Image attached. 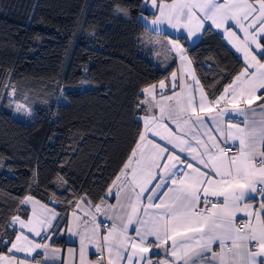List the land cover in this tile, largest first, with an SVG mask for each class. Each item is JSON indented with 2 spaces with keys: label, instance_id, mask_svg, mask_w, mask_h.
<instances>
[{
  "label": "snow or ice",
  "instance_id": "snow-or-ice-1",
  "mask_svg": "<svg viewBox=\"0 0 264 264\" xmlns=\"http://www.w3.org/2000/svg\"><path fill=\"white\" fill-rule=\"evenodd\" d=\"M141 9L159 13L150 21L140 16L157 32L167 24L184 30L185 41L207 30L205 22L211 21L243 54L244 64L223 92L209 99L194 70L185 73L191 61L180 38L169 41V52L181 62L179 74L172 71L168 83L161 79L158 86L141 90L144 98L136 108L144 112L142 127L107 192L112 196L115 188L117 203L93 205L112 224L101 236L103 221L93 215L89 228V221L74 212L76 230L66 228L79 237L80 264H90L85 248L93 243L100 253L97 264H105V250L106 264H153V249L165 252L156 264H196L193 257L203 264H264V0H143ZM189 78L192 83H186ZM9 95H15L14 88ZM22 107L17 105V111ZM238 117L243 120L233 123ZM229 141H238L235 151ZM252 194L261 197L258 209L249 203ZM20 204H31L32 215L27 221L14 216L11 223L19 224V233L0 241L8 253L0 254V262L7 264H25L13 253L33 260L41 255L38 249L47 255L43 240L52 239L51 230L59 227L60 214L45 204L37 210L39 201L32 196Z\"/></svg>",
  "mask_w": 264,
  "mask_h": 264
},
{
  "label": "trees",
  "instance_id": "trees-1",
  "mask_svg": "<svg viewBox=\"0 0 264 264\" xmlns=\"http://www.w3.org/2000/svg\"><path fill=\"white\" fill-rule=\"evenodd\" d=\"M142 3L0 0V241L14 239V216L27 218L24 197L51 205L63 226L81 197L97 203L120 172L141 128V90L172 69L155 67L141 46L140 16L151 15ZM205 28L196 43L181 42L211 99L243 61ZM7 84L32 110L30 123L1 100Z\"/></svg>",
  "mask_w": 264,
  "mask_h": 264
},
{
  "label": "crops",
  "instance_id": "crops-1",
  "mask_svg": "<svg viewBox=\"0 0 264 264\" xmlns=\"http://www.w3.org/2000/svg\"><path fill=\"white\" fill-rule=\"evenodd\" d=\"M219 2L222 3L223 0H219ZM250 2H251V0H250ZM164 3L168 4V3H171V1L164 2ZM147 11L151 14L150 16H148V20L149 21L153 18V14H155V15L159 14V13L155 12L154 9L151 10V11H149V10H147ZM141 21L143 22L145 28L147 29V31L141 37V40H140L141 46H142L143 50L145 51L147 57L150 59V61L153 63V65L155 67H157V68H159L161 70H166V69L172 67V69H171V71L169 73L168 79L165 80V82L168 83V81L171 80V72L172 71H176L179 74L180 63L181 62H180V60L178 58L174 59V57H175L174 54H170V52H168V51L166 53L164 51L161 52L160 49H158L157 47L163 48V46H166L167 44H169L170 40L175 39V38H180V43H182L181 42V38L183 39V36L186 35V33L184 32V30H181V31L178 32L176 29L171 28L167 24L161 25L160 26V31L157 32L155 30V28H153V26H151L150 24L146 23L142 19H141ZM206 23L209 24L207 26H210L212 29H214L215 31L219 32L223 36V38H224L225 42L228 44V46L231 49H233V51L243 61V54L240 53V52H237L236 48L233 47V44H230L228 42L227 34L223 32V29L222 28L221 29H217L214 25H211V21H206ZM245 23H247V22H245ZM232 30L236 31L239 36L243 37L244 34L242 32H240L239 29L236 28V26L234 24H233ZM186 42L188 44H190V45L193 44L190 41H186ZM164 53H165V55H164ZM185 53H186V51H185ZM243 64H244V61H243ZM173 66H174V68H173ZM188 68H191L192 70H194L193 66H192V63L185 68V73H187ZM186 83H192L191 79L189 78L186 81ZM156 85L158 86V83ZM157 90L159 91V89H157ZM177 91H179V89H177ZM222 92H223V90H222ZM198 98L199 97H198V94H197V99ZM157 99H159V96H157ZM258 103H259V101H257L255 104H253V107H256V104H258ZM143 107H145V105H143ZM153 111H155L157 114L159 113V109L158 108L157 109H153ZM143 115L139 116V118L143 117ZM236 120H243V117L233 118L232 122L235 123V122H237ZM141 127H142V121H141ZM172 127H175V126L172 125ZM241 127H243V124H241ZM237 144H238V141L237 142L229 141V145H233V146L236 147ZM177 151H178V149H177ZM182 155H184V154H182ZM187 158H188L189 161H191V156H188ZM115 178L113 179V181L115 180ZM113 181L110 183V185L108 186V188L105 191L104 197L101 199V200L105 201L106 205H115L117 203L116 199L114 198V193H115V188L114 187H113V195L112 196L107 195L108 189L113 185ZM252 195H253V198L249 200V203L252 205L253 208L258 209L261 197H259L258 195H255V194H252ZM34 200H36V199L34 198ZM101 200H99L97 203H92V202L89 201L90 202L89 204H85L84 201L80 199V200H78L75 203V205L77 203H79L83 210H81V208L75 207V205H74V207L69 212V214H68V216L66 218L65 224L63 226L59 225V227L57 229L51 230V231L55 232V235L52 236V239L43 240V243L49 245V250H48L47 255L44 254V249H38L37 250V251H39L41 253V255L36 257V260H33L32 256H27L26 253H24V252L13 253V254L16 257H18L19 259L25 260V264H37V261H39L40 264H80V243H79V237L78 236H71L69 233H67L66 228L71 226V227H73V230H76V228H75V217L73 216V213L75 212L82 219H85V220L89 221V228H91V223L90 222L93 219V215H95V218H96L97 222L103 221V225L99 229L100 235L102 236L103 234H106L108 227L112 224V221L106 219V217L103 215V212L97 213L95 208L93 207V205L100 204ZM36 201H38V200H36ZM40 204H45V203H42V202L39 201V204L36 205L37 210H39ZM45 205H47L48 208H50V209L54 210L55 212H57L51 205H48V204H45ZM24 206L28 209L29 214H28L27 218H24V219L20 218V217L19 218L22 219V220L27 221L32 215V213H31L32 205L29 204V205H24ZM86 213H88V215H86ZM11 222H12V220H11ZM68 222H70V223H68ZM11 225H12L13 228L16 229V234L15 235H17L19 233V230H20L19 229V224L18 223H16V224H12L11 223ZM82 228H83V225L81 226V229ZM24 231L26 232L27 230L25 229ZM132 234H133V232H132V229L130 228V235H132ZM56 238L63 240L65 245L56 244L54 242ZM14 239H15V237H14ZM35 239L37 240V242L41 241V237H36ZM9 247H10V245H9ZM214 248L216 250H218L217 246H215V245H214ZM53 250H58V251H56V254L54 256L52 255V251ZM0 254H8V253L6 252V253H0ZM34 255H35V253H33V256ZM98 256H100V253L97 251L96 244L93 243V244L87 245V247L85 248V259H86V261H89L90 264H97V257ZM151 256H152L153 264H156V261L158 259L165 258V252H164L163 249H153L152 253H151ZM205 256H207V254H205ZM107 258H108V253L105 250V252L103 254V257H102V259L104 260L105 264H106ZM193 260L196 262V264H203V261L199 260L196 257H193ZM0 264H7V262L6 261L5 262H0Z\"/></svg>",
  "mask_w": 264,
  "mask_h": 264
},
{
  "label": "rangeland",
  "instance_id": "rangeland-1",
  "mask_svg": "<svg viewBox=\"0 0 264 264\" xmlns=\"http://www.w3.org/2000/svg\"><path fill=\"white\" fill-rule=\"evenodd\" d=\"M207 25H209V24H207L205 22V26H207ZM202 32L203 31L198 32L197 37L193 38L190 42L193 44L196 43L198 41V39L200 38ZM169 47H170V45L167 44L166 46H163V48H161V47H157V48L160 49L161 52L164 51L166 53L167 51L169 52ZM184 50H185V48H184ZM165 53H164V55H165ZM170 54H174V56H175L174 52H170ZM86 85H87V83L82 84V86H86ZM13 88L14 87L7 84L4 88L3 94L1 96V100H5L6 107L11 110L13 117L16 120L24 122V123H30L32 121V118H33V112H32V110L27 108L23 102H17L14 98L15 95H9V93H11ZM58 100L61 101V99H58ZM17 105L23 106L21 108V110L17 111ZM142 108H143V105H142Z\"/></svg>",
  "mask_w": 264,
  "mask_h": 264
},
{
  "label": "built area",
  "instance_id": "built-area-1",
  "mask_svg": "<svg viewBox=\"0 0 264 264\" xmlns=\"http://www.w3.org/2000/svg\"><path fill=\"white\" fill-rule=\"evenodd\" d=\"M236 121H237V120H236ZM230 146L233 148V151H235V148H236V147H235V146H233V145H230Z\"/></svg>",
  "mask_w": 264,
  "mask_h": 264
}]
</instances>
